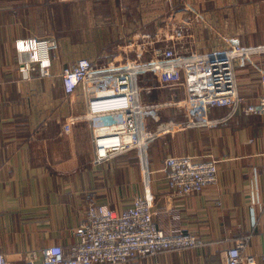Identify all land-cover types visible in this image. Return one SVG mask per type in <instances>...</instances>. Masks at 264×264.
I'll list each match as a JSON object with an SVG mask.
<instances>
[{"label":"crops","instance_id":"crops-1","mask_svg":"<svg viewBox=\"0 0 264 264\" xmlns=\"http://www.w3.org/2000/svg\"><path fill=\"white\" fill-rule=\"evenodd\" d=\"M60 4L84 6L79 26L98 28L99 40L59 37ZM166 20L190 27L189 43L199 52L264 45V0H0V252L9 262L39 258L53 244L68 250L90 201L121 210L146 195L160 229L192 232L202 244L117 264H225L227 249L245 238L243 256L264 264V116L242 109L260 94L264 52L234 58L243 101L233 112L210 106L206 113L223 121L197 124L183 108H162L148 121L159 133L144 153L131 150L94 164L89 123L71 122L85 111L87 97L81 87L65 94L61 68L80 57L106 63L118 54V42L153 33ZM75 30L73 24L68 32ZM33 36L58 43L49 76L22 70L26 44L17 39ZM152 82L153 91L184 96L180 85ZM170 155L218 160L216 183L174 195L163 170Z\"/></svg>","mask_w":264,"mask_h":264},{"label":"built area","instance_id":"built-area-1","mask_svg":"<svg viewBox=\"0 0 264 264\" xmlns=\"http://www.w3.org/2000/svg\"><path fill=\"white\" fill-rule=\"evenodd\" d=\"M190 33V27L166 20L153 33L136 32L118 42V54L106 63L95 65L87 57H80L61 69L65 94L73 93L78 87L86 94L85 111L71 122L80 119L89 123L94 164L131 150L144 153L159 133L149 128L148 121L157 117L162 108H184L197 124H217L223 119L207 118L210 106H226L233 112L243 101L237 92L233 60L250 52L263 53L264 45L199 52L189 43ZM17 41L26 44V57L21 62L23 72L39 71L40 76H49V62L57 57L56 39L33 36ZM145 75L150 79L142 84L140 79ZM153 77L166 86L179 82L184 89L183 98L145 100L153 92ZM259 84L257 99L242 107L245 115L264 116V70ZM163 170L169 190L182 196L215 184L218 160L170 155L164 160ZM74 233L77 240L68 250L53 244L39 258H26L16 264H117L202 244L192 232L177 229L166 233L160 229L153 220L146 195L133 197L121 210L90 201ZM245 243L246 238L227 249L225 264H239L242 259L247 264L254 263L253 256L242 254ZM0 264L13 263L0 252Z\"/></svg>","mask_w":264,"mask_h":264},{"label":"rangeland","instance_id":"rangeland-1","mask_svg":"<svg viewBox=\"0 0 264 264\" xmlns=\"http://www.w3.org/2000/svg\"><path fill=\"white\" fill-rule=\"evenodd\" d=\"M44 3H46V0H44ZM85 17H87V12H86V8L84 6L73 5L70 7H65V6H61V4H60V7H59V23H58L59 37H62L61 35L67 36L69 34L72 36V35L79 34L78 36L81 37V40H84L85 38L87 40H89L90 36L93 34L92 41L99 40V37L101 34L98 33V31H97L98 28L97 29L92 28L91 26H86L85 28L80 27L82 22H83V19ZM73 24H74L75 29H76L75 32H73V33L68 32V30H71ZM87 37H89V39ZM48 38H50V37H48ZM149 79H150L149 76L145 75L140 79V82H142V84H146L149 81ZM178 85H179V82H177V84L172 86V87L175 88V87H178ZM180 86L182 88V85H180ZM154 87H157V85ZM163 95L169 97V99H171V100H176V99L180 98V96L172 95L168 88H166V89L159 88V89L153 91V93L151 95L152 98H154V99H151L150 98L151 96L149 95V96L145 97V100H147L148 98H150L151 100H158V99L162 100ZM175 109H182V108H175ZM158 117H159V115L155 118H150V120L151 119L157 120Z\"/></svg>","mask_w":264,"mask_h":264}]
</instances>
